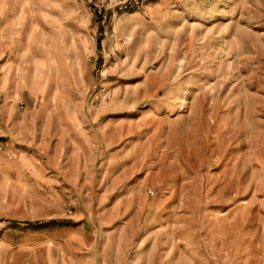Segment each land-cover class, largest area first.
<instances>
[{"label": "rangeland", "instance_id": "374dc122", "mask_svg": "<svg viewBox=\"0 0 264 264\" xmlns=\"http://www.w3.org/2000/svg\"><path fill=\"white\" fill-rule=\"evenodd\" d=\"M0 264H264V0H0Z\"/></svg>", "mask_w": 264, "mask_h": 264}]
</instances>
